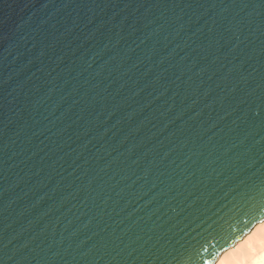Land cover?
I'll list each match as a JSON object with an SVG mask.
<instances>
[{"label": "water", "instance_id": "water-1", "mask_svg": "<svg viewBox=\"0 0 264 264\" xmlns=\"http://www.w3.org/2000/svg\"><path fill=\"white\" fill-rule=\"evenodd\" d=\"M264 220V0H0V264H213Z\"/></svg>", "mask_w": 264, "mask_h": 264}, {"label": "bare ground", "instance_id": "bare-ground-1", "mask_svg": "<svg viewBox=\"0 0 264 264\" xmlns=\"http://www.w3.org/2000/svg\"><path fill=\"white\" fill-rule=\"evenodd\" d=\"M213 264H264V220L220 253Z\"/></svg>", "mask_w": 264, "mask_h": 264}]
</instances>
